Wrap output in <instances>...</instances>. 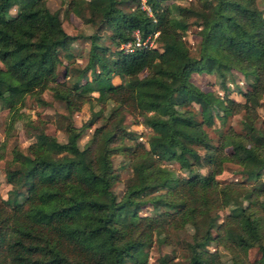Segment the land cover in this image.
I'll return each mask as SVG.
<instances>
[{
    "label": "trees",
    "instance_id": "16d2710c",
    "mask_svg": "<svg viewBox=\"0 0 264 264\" xmlns=\"http://www.w3.org/2000/svg\"><path fill=\"white\" fill-rule=\"evenodd\" d=\"M128 1L134 4L124 5ZM128 1L66 0L65 10L98 20L97 28L107 26L116 46L135 29L141 36L157 31L155 44L128 52L116 48L109 57V46L91 33L84 65H66L67 78L59 80L61 52L72 56L76 35L63 28L46 0H0V101L11 121L23 115L27 96L47 103L45 89L66 109L56 118L64 140L48 132L44 120L29 119L33 140L24 150L12 147L5 178L13 197H0V264H224L211 243L223 246L232 264H264V123L257 124L259 103L251 100L264 93L260 0H198L199 5L146 0L152 14L139 0ZM173 17L198 26V55L180 43L185 27L174 25ZM142 70L146 73L139 75ZM193 71L214 73L225 88L233 71L252 83L243 101L224 95L223 102L213 103L191 79ZM87 73L90 88L109 105L106 114L92 113L77 126L72 112L97 98L81 91ZM114 75L121 80L113 81ZM199 99L223 120L243 110L241 127L220 129L214 139L204 126L202 105H193ZM126 113L150 127L145 141L125 125ZM100 118L79 146L80 134ZM114 153L131 170L119 197L112 189L118 178ZM165 161H176L180 172L173 176ZM227 162L243 178L218 179ZM22 186L27 194L20 201L16 192ZM143 205L153 212L139 213ZM186 227L191 239L185 258L163 253L159 262L149 259L146 248L154 239L171 243V230ZM250 247L259 252L253 261Z\"/></svg>",
    "mask_w": 264,
    "mask_h": 264
},
{
    "label": "rangeland",
    "instance_id": "374dc122",
    "mask_svg": "<svg viewBox=\"0 0 264 264\" xmlns=\"http://www.w3.org/2000/svg\"><path fill=\"white\" fill-rule=\"evenodd\" d=\"M128 1V0H127ZM170 1H179L183 3H191L194 5H199L198 0H168ZM48 7L51 10H57L59 16L62 20L63 28L71 33L76 35V38L72 41L70 46V51L72 56L67 58L63 52H61L62 62L58 64L57 78L63 80L67 78L66 75V65L78 64L83 66L86 57L88 48L90 45V40L87 35L91 33H98L100 35L98 42L103 45H108L109 50L105 53V56L112 57V50L119 48V44L116 46L109 38L108 34L110 32L107 26L98 27V20L95 21H85L81 16L74 13L73 11L66 12V0H46ZM264 8V0L259 1ZM133 1H128L124 5L129 6L133 5ZM141 6V0H139ZM15 4L9 6L8 11L10 14L15 12ZM152 14V12H151ZM172 22L178 28L185 27V32L183 37L180 39V43H186L190 51L198 55L199 52V34L198 26L192 23L185 24L183 21L177 20L175 17L172 18ZM152 31L150 33H154ZM158 33V32H157ZM156 37V36H155ZM155 37L153 36V44H155ZM152 44V45H153ZM69 62V63H68ZM98 68V65H97ZM146 73V70H142L139 75ZM89 74L81 78V81H85L84 85L81 87V91L84 94L97 95L96 99H91L90 101H85L79 110L72 112L73 123L77 126H80L83 121L87 120L92 113L101 115L106 114L108 110V103H105V106L102 103V95L97 91H94L90 88L89 83L86 81L89 78ZM191 79L201 86L203 89L207 90V95L211 102L221 103L224 101V95L233 97L237 100L243 101L244 96L242 92L250 88L252 83L251 77H244L240 73L233 71V73L228 74L225 80L227 88L221 85L219 78L210 72H197L193 71L190 74ZM112 80L115 82L120 81L118 75H114ZM42 96L46 99L47 103L41 104L36 102L32 97L27 96L25 104L20 107L23 115L21 117L15 118L11 121L9 108L7 105L0 101V197L2 198H12L13 185L6 181L5 178V167L8 164V161L12 157V147L18 146L21 149H25L28 143L33 140L34 128H32L28 121L32 120L34 123L39 122V120H44L45 122L41 123L45 129L54 134L59 140H64L66 135L65 132L59 128L56 118L60 113L66 112V109L63 103L55 99L49 89H45L42 92ZM252 101H258L257 112H258V125H263L264 123V93L259 97L251 98ZM198 103H193L195 107H198L199 103L203 107L202 117L204 120V126L208 131L209 135L216 139L220 129L227 130L228 127L234 129H239L241 127V119L245 118L243 110L229 114L226 119H222V115L219 112L213 113V105L207 101L199 99ZM213 113V115H212ZM103 122V118L97 120L91 127L85 128L83 132L78 137V144L82 146L91 136L93 128ZM263 122V123H262ZM125 125L134 129L137 132V139L145 141L151 129L146 125L142 120L135 122L130 114L126 113L124 117ZM229 137H232L229 134ZM257 141L258 138L256 137ZM4 142V145L2 143ZM124 142L129 143V139H125ZM113 166L118 173V178L112 185V189L119 197L131 176L130 166L128 160L119 153H114L111 156ZM165 164H168L174 169L173 176H176L180 172L179 165L176 161H165ZM238 166L234 163L227 162L225 167L221 172L217 174V178L221 180H233L238 178H243L236 168ZM204 170V168L202 169ZM262 178H264V167L262 169ZM17 199L22 201L25 199L27 194V186H22L17 189L16 192ZM225 210H220V216L224 213ZM152 209L148 205H143L139 210L141 214H150ZM221 220V217L219 218ZM171 243H160L156 239L146 248L148 249V256L150 260L159 262V256L163 253H169L173 255L175 259L182 260L185 258V244L191 239V228L186 227L184 229H172L171 230ZM209 249L217 248L220 252V258L224 264H232L230 260V255L228 251L221 245H215L211 243ZM259 255L256 247L248 248L247 256L250 261L255 260Z\"/></svg>",
    "mask_w": 264,
    "mask_h": 264
},
{
    "label": "built area",
    "instance_id": "2783aa9c",
    "mask_svg": "<svg viewBox=\"0 0 264 264\" xmlns=\"http://www.w3.org/2000/svg\"><path fill=\"white\" fill-rule=\"evenodd\" d=\"M141 7L145 9L148 14H151L150 6L146 3V0H141ZM156 35L157 31L154 33H148L145 36H141L138 29H135L132 32V38L119 43V49L124 52H128L136 48L152 46L153 36L155 37Z\"/></svg>",
    "mask_w": 264,
    "mask_h": 264
}]
</instances>
